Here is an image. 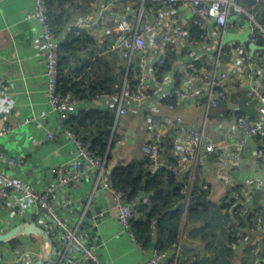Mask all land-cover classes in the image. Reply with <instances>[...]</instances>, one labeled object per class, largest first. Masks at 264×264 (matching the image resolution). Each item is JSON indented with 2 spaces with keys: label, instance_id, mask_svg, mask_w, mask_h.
<instances>
[{
  "label": "crops",
  "instance_id": "0c3cea01",
  "mask_svg": "<svg viewBox=\"0 0 264 264\" xmlns=\"http://www.w3.org/2000/svg\"><path fill=\"white\" fill-rule=\"evenodd\" d=\"M88 1L67 0L63 4L69 18L58 32L64 40L70 38L68 23L71 18L90 14ZM249 2L250 0H238L243 8L242 12L232 11L230 19L237 22L238 27L228 28L222 38L214 32L208 48H203L201 44L196 48L198 54H201L196 66L209 71L212 51L222 41V61L228 71V100L208 113L202 104L181 102L177 105L173 101V108L167 102L157 103L155 106H159L157 114L172 121L181 117L185 125L201 126L207 114L205 131L208 137L223 147L227 141L235 140V137H244L246 144L241 146L242 157L244 161L252 162L258 150L257 142L254 140L256 145L252 144L248 140L249 136L233 125L236 115L255 118L262 110L257 101L249 100L246 93L252 83L264 87V49L261 48L264 43L256 41L253 47L250 46L253 44L249 36L254 22L249 16ZM260 10L261 14L257 19L264 25V2ZM33 12L34 0H0V127L5 123L13 126L12 134L0 138V170L22 180L26 187L37 191H42L54 183L58 175L54 171L55 167H67L68 171L75 172V181L57 191L54 200L56 213L65 207L64 200L80 202L84 196H89L90 200H95L97 206H102L105 215L97 224L96 234L90 235L88 241L78 223L81 222V216L75 225L68 221L69 209H65L66 216H58L63 217L69 226L82 232L85 244L90 242V247L103 264H142L151 255L153 247L167 245L173 239L177 233V224L173 220L159 224L163 214L159 218L154 217L149 240L139 241L118 221L117 199L108 185L112 183L111 174L117 167L137 163L146 168V155L142 146L148 136L149 118L131 104L127 105L126 114H116L122 92L128 90L132 83L119 55L107 50V40L103 39V46L98 45L99 38H86L80 43L81 49L69 56L68 70L69 75L78 82V88L83 94H87L86 98H82L87 106L83 109L115 114L112 126L104 121L93 120L92 117L85 118L83 122L72 119V126L70 125L88 141L96 140L107 129L112 130L110 137H101L97 145L100 148L103 142L108 143L105 152V175L103 180L97 177L98 180L93 181L92 172L78 157L76 145L64 132L62 122L47 102V77L40 55L41 24L32 15ZM236 45L245 46L254 58L256 68L253 75L245 69L239 52L235 50ZM188 51V47L184 46L178 53L174 52V59L170 64L174 77L183 69ZM151 83L154 88L158 87L155 79ZM49 131L54 132L52 138L48 137ZM225 154H228L227 149L223 151V155ZM213 160L204 171V176L211 184L208 198L210 203L203 212L198 210V213L192 214L187 225L186 248L199 256L198 264H260L264 258V236L247 234L242 245L245 254L235 252L228 245L229 221L222 205L224 187L221 179L213 174ZM74 162L80 164L76 166ZM79 165L82 167L81 172L77 169ZM80 173L82 178L78 179ZM254 174L255 171L244 167L236 171L237 178L254 177ZM177 203L180 204V199ZM83 206L82 204L81 208ZM71 209V214H74V209ZM43 213V209L30 197L13 192L5 206L0 209V231L19 223L41 222ZM140 215L138 212L136 216ZM54 243L58 246L59 237L54 238ZM42 245L41 238L27 229L13 240L0 243L1 264H16L12 260L22 251L25 253V260L22 262L29 264L41 256ZM72 264H81L78 256Z\"/></svg>",
  "mask_w": 264,
  "mask_h": 264
},
{
  "label": "built area",
  "instance_id": "2783aa9c",
  "mask_svg": "<svg viewBox=\"0 0 264 264\" xmlns=\"http://www.w3.org/2000/svg\"><path fill=\"white\" fill-rule=\"evenodd\" d=\"M88 2L90 14L71 18L68 28L70 32L73 31L83 38H99V46H103V39H106L107 50L119 55L132 84L128 90L122 92L116 114H126L127 105L131 104L149 118L148 136L142 146L147 158L146 170L153 174L161 168L167 169L176 178L183 194L180 199L181 217L177 237L163 247H153L151 255L142 264H198L197 255L187 250L185 240L192 204L202 195H205L207 200L209 198L211 184L204 176V171L208 169L212 159L213 174L221 179L224 187L222 203L226 204L224 211L229 221L228 233L232 237L229 246L235 252L244 254L242 245L247 239V234L264 236V181L252 176L237 178L236 171L244 167L264 175V87L252 83L246 90L249 100H255L260 105L262 110L259 116L248 118L236 115L233 120L236 128L254 138L258 144L252 162L244 161L242 157L241 146L246 144L244 137L227 141L225 147L208 137L205 131L207 114L201 126L185 125L181 117L172 121L157 114L159 106H155L157 103L167 102L168 106L173 108V101L177 105L181 102L202 104L208 113L228 100V71L222 61V41L212 51L209 71L196 66L201 55L196 48L200 44L203 48H208L214 32L222 38L228 28L238 27L237 22L231 20L230 16L232 11L241 13L242 6L238 0ZM263 2L264 0L249 2V16L254 22L249 37L253 42L264 43V25L257 19L261 14L260 7ZM51 13L48 0H34L32 15L41 24L40 55L47 77V102L62 122L64 132L76 145L78 157L94 168L98 172V179L103 180L106 155L94 150L90 141L84 140L82 135L76 134L69 126L71 115L87 106L86 101L72 91L61 89L60 57L64 37L52 25ZM262 16L264 17V14ZM184 46L189 50L186 65L184 64L180 74L174 77L172 66L163 68L169 62V52L178 53ZM235 50L239 52L247 72L253 75L256 62L252 55L243 45H236ZM152 79L158 83L157 88L152 86ZM12 131L13 126L5 123L0 127V138L12 134ZM53 136L54 132L49 131L48 137ZM224 149L228 150V154L223 155ZM66 168L55 167L54 171L58 174L56 180L42 191L26 187L22 180L0 170V209L5 206L13 192H19L30 197L43 209L41 222L49 232H53L51 220L61 228L59 244L52 248L46 264H72L76 256L81 260V264H103L96 252L85 244L82 232L70 227L67 221L56 213L54 200L57 191L70 186L77 177L75 172ZM108 186L117 199L118 221L134 237L131 222L139 212L136 206L150 204V195L144 194L138 197L136 204H132L124 199L123 191L116 189L112 183ZM243 221L245 223L242 226ZM24 257L25 253L22 251L12 261L16 264H26L22 262ZM1 261L0 251V264ZM260 264H264V258Z\"/></svg>",
  "mask_w": 264,
  "mask_h": 264
},
{
  "label": "trees",
  "instance_id": "16d2710c",
  "mask_svg": "<svg viewBox=\"0 0 264 264\" xmlns=\"http://www.w3.org/2000/svg\"><path fill=\"white\" fill-rule=\"evenodd\" d=\"M67 0H48V4L51 7V23L56 29L59 30L63 24L68 20L69 16L65 14V9L63 4ZM69 39V40H68ZM66 38L61 47V57H60V82L61 89L63 91H72L79 98H86L87 94H83L82 91L78 88V82L75 81L74 77L69 75L68 64L70 62L69 56L74 55L77 50H80V43L86 40L80 35H77L75 32H70V38ZM174 52L170 51L168 56V64L164 66L163 69L169 68L171 60L174 59ZM83 81V80H82ZM80 83V82H79ZM92 117L93 120L104 121L110 126L115 122V114L113 112H102L94 109H83L72 114L69 120V126H72L73 120H83L85 118ZM70 128L72 129V127ZM73 130V129H72ZM74 131V130H73ZM111 129H107L104 132H101L98 138L92 143V147L100 154H105L107 149V142H103L100 148L97 147L101 137L109 138L111 135ZM78 134L76 131H74ZM81 135V134H79ZM83 136V135H82ZM83 139L88 141L86 137L83 136ZM147 162V158H146ZM112 184L116 189H119L124 192V199L127 202L132 204L137 203L138 197L149 194L151 202L148 205L137 204L136 208L140 212V216H135L131 222V229L139 241H148L149 233L153 225L152 218L161 216L160 223L162 224L165 221L173 220L178 225L181 217V208L180 204L177 203L179 199L182 198L183 194L180 192V186L178 185L174 175L169 172L167 169L161 168L156 173H150L143 167L141 164L133 163L125 167H117L111 174ZM174 203L177 205H174ZM209 200L205 199V195H202L197 198V200L192 204L190 208V218L192 214L198 213V210L203 212L204 209H207L209 205ZM224 207L226 204H222ZM245 222H242V226ZM177 237L175 233L173 239L168 242L171 243ZM231 235L229 234V241L231 240ZM262 248L264 249V237H263ZM228 241V245H229ZM158 247H163L157 245ZM165 246V245H164ZM230 247V246H229ZM231 248V247H230ZM233 249V248H232ZM262 249V250H263ZM194 253V252H193ZM197 255L196 253H194ZM245 254V253H244ZM264 255V253H263ZM198 263L199 256L197 255Z\"/></svg>",
  "mask_w": 264,
  "mask_h": 264
},
{
  "label": "water",
  "instance_id": "95a60500",
  "mask_svg": "<svg viewBox=\"0 0 264 264\" xmlns=\"http://www.w3.org/2000/svg\"><path fill=\"white\" fill-rule=\"evenodd\" d=\"M254 45L255 42H253V44L251 43L250 46L253 47ZM261 48L264 49V46H262ZM248 140L252 144L256 145V142L251 136H249ZM80 160H82L83 164H85L87 168H89V170L92 172L93 181H95L98 177V172L94 168H92L84 159L80 158ZM74 164L78 166L77 164L80 163L74 162ZM79 166L80 167L77 169L79 172H81L80 168L82 167L81 165ZM254 177L264 181V175L261 174L259 171L255 172ZM80 178H82L81 173L78 176V179ZM63 204L65 205V207L61 208V212L57 211L58 215L62 214L63 216H66L67 214L65 212V209L66 208L69 209L68 213H70V216H68V221L72 225H75L81 216V222L78 223L80 228L83 229L84 231L85 234L84 238L86 239V241H88L87 240L88 238L96 234L97 224L100 222L101 218L105 215V212H103L105 210L102 209V206H97L95 200H90L89 196H84V198L81 199L80 202H75V201L66 202L64 200ZM82 204L85 206V209L84 206L81 208ZM71 208L74 209V214H71L72 213ZM49 219L51 220V218ZM51 222H52L53 232H49L43 226L42 222H37V223L24 222V223L16 224L8 229L0 231V243L11 241L25 230L30 229L32 230V232L36 233L41 238L43 243L41 248L42 251L41 256L38 257L32 264H46L50 256V253L52 251V248L57 246L54 243V238L60 237V233H61V228L57 226V224L52 220ZM86 245L90 246V242L86 243Z\"/></svg>",
  "mask_w": 264,
  "mask_h": 264
},
{
  "label": "bare ground",
  "instance_id": "6f19581e",
  "mask_svg": "<svg viewBox=\"0 0 264 264\" xmlns=\"http://www.w3.org/2000/svg\"><path fill=\"white\" fill-rule=\"evenodd\" d=\"M70 227H71V225H70Z\"/></svg>",
  "mask_w": 264,
  "mask_h": 264
}]
</instances>
